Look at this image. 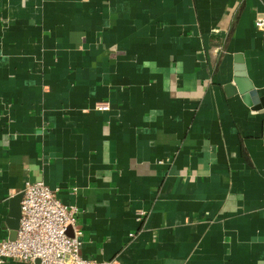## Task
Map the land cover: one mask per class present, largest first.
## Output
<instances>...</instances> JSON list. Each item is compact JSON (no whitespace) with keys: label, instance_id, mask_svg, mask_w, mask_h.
I'll list each match as a JSON object with an SVG mask.
<instances>
[{"label":"crops","instance_id":"0c3cea01","mask_svg":"<svg viewBox=\"0 0 264 264\" xmlns=\"http://www.w3.org/2000/svg\"><path fill=\"white\" fill-rule=\"evenodd\" d=\"M260 15L264 0H0V239L10 198L42 181L78 210L84 258L264 264ZM240 64L247 102L224 89Z\"/></svg>","mask_w":264,"mask_h":264},{"label":"built area","instance_id":"2783aa9c","mask_svg":"<svg viewBox=\"0 0 264 264\" xmlns=\"http://www.w3.org/2000/svg\"><path fill=\"white\" fill-rule=\"evenodd\" d=\"M257 30H264V15L255 19ZM97 111H108L106 102H96ZM20 219L14 240L0 239V264H116L97 261L80 254L82 231L77 224L78 210L66 205L42 181L26 182L20 191Z\"/></svg>","mask_w":264,"mask_h":264},{"label":"water","instance_id":"95a60500","mask_svg":"<svg viewBox=\"0 0 264 264\" xmlns=\"http://www.w3.org/2000/svg\"><path fill=\"white\" fill-rule=\"evenodd\" d=\"M227 95L239 93L241 94L243 100L247 102L249 95L252 94V87L247 81L243 66L240 64L235 67V75L232 84H227L224 87ZM22 194L19 192L12 196L9 200V212L6 218L5 224L9 229V240H14L16 235V230L18 228V223L20 219V200Z\"/></svg>","mask_w":264,"mask_h":264}]
</instances>
